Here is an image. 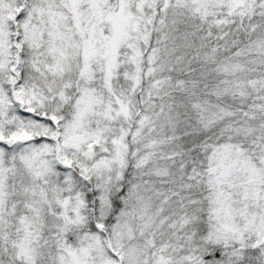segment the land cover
<instances>
[{"label": "snow or ice", "instance_id": "6c2138e0", "mask_svg": "<svg viewBox=\"0 0 264 264\" xmlns=\"http://www.w3.org/2000/svg\"><path fill=\"white\" fill-rule=\"evenodd\" d=\"M0 264H264V0H0Z\"/></svg>", "mask_w": 264, "mask_h": 264}]
</instances>
